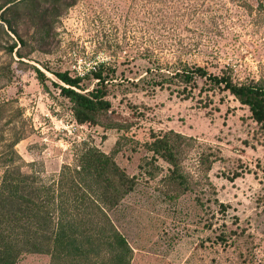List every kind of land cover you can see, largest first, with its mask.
I'll return each instance as SVG.
<instances>
[{"label":"rangeland","instance_id":"374dc122","mask_svg":"<svg viewBox=\"0 0 264 264\" xmlns=\"http://www.w3.org/2000/svg\"><path fill=\"white\" fill-rule=\"evenodd\" d=\"M194 66L264 88V0H0V185L10 171L63 194L87 253L62 264H114L113 231L128 264H264V124L207 80L178 93ZM62 86L110 107L80 122ZM98 151L134 180L116 204L82 167Z\"/></svg>","mask_w":264,"mask_h":264},{"label":"trees","instance_id":"16d2710c","mask_svg":"<svg viewBox=\"0 0 264 264\" xmlns=\"http://www.w3.org/2000/svg\"><path fill=\"white\" fill-rule=\"evenodd\" d=\"M59 77L69 85H76L80 81L79 77H72L68 72L60 74ZM174 77L178 78L177 92L185 95L191 93L197 86L198 78L207 80L212 87L228 90L241 104L249 107L255 121L264 124V88L256 82L236 83L230 74L223 73L221 76L208 74L200 66L182 69L175 72ZM61 91L74 103V112L80 122L92 119L89 112L106 110L110 107V102L103 99V94L98 91L86 95L64 86L61 87ZM151 146L154 151L165 157H174L172 147L165 137L158 138ZM82 167L101 184L105 191L116 192L115 196L108 197L111 205L118 203L120 188L131 189L134 184L133 178L128 177L110 155L101 151L92 152L89 161ZM31 178L32 175H15L10 171L2 178L0 264H16L19 255L24 252L49 253L50 264H62L64 255L73 252L79 253V256L82 255L79 251L87 253L76 241L74 221L70 213L63 210V194L56 192L50 185L36 186ZM90 201L94 204L93 199ZM88 225L93 224L84 221V226ZM96 233H99V230ZM90 235L94 233L91 231ZM93 238L97 239L94 236ZM38 240L43 242H37ZM107 242L118 250L114 264H128V245L125 237L113 231L109 234Z\"/></svg>","mask_w":264,"mask_h":264}]
</instances>
